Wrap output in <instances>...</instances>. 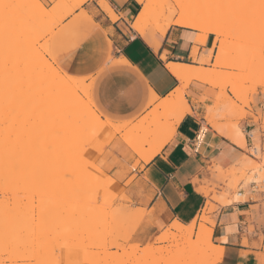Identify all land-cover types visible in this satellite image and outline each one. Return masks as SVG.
<instances>
[{
  "label": "rangeland",
  "instance_id": "374dc122",
  "mask_svg": "<svg viewBox=\"0 0 264 264\" xmlns=\"http://www.w3.org/2000/svg\"><path fill=\"white\" fill-rule=\"evenodd\" d=\"M15 1L16 0H13L14 3H16ZM85 1L31 0L26 4L32 9L35 7L34 11L30 10V14L27 13L24 15L22 21L26 19V16L27 18H30V20L37 21L28 25L25 24V29H20V32H23L19 34L17 33L19 30L15 29L14 24H10L6 28L7 30L4 28L0 29V31L2 30L1 32H3V34L0 32V36H3V38H0V41L3 40V44L0 42V49L2 48L0 51L6 53H2V56L0 55V62H4L1 64V70L6 69L4 66V64H6V72L9 74L7 80H5L7 84H5V82L2 84L0 83V97L3 96L2 99L0 98V105L15 100L20 96L19 93H22L21 90L25 88L23 86V84H25V82H23L24 80L36 78L37 74L41 72L49 73L51 62L56 63L57 68L55 75L57 76V80L54 79L48 83L54 85L55 88L58 86L57 81L60 78L59 76L68 74L77 77L72 73H68L60 66L62 61L59 54L62 50L77 44L78 37L74 42H68V40L75 35V33H72L73 28L80 25L81 22L73 20L71 21L72 23H68L70 26L68 30L58 29L57 26L59 25H55V27L51 26L49 17L40 20L41 17L44 16L41 14V7L47 12L54 11V13H56L55 17L62 22L66 16L73 13L74 10L80 7ZM159 1L160 0H156L155 3L156 5L158 3V7ZM7 2L10 1L8 0ZM73 4H76L75 7H73ZM10 5L12 7V5L15 4L11 3ZM51 5H56L57 7L53 9L51 8ZM156 5L155 8L157 7ZM142 6L143 4H141V8ZM47 12L46 14L48 15ZM0 14L1 17L2 13ZM256 16V26H259L258 10H256ZM3 20L5 19L1 17L0 22ZM134 20L135 18L133 21ZM32 26L41 29L42 32L39 36L44 38L43 50L39 52L38 55L34 51L35 44L32 43L34 46L29 47L28 43L25 42L26 40L23 39L25 38L24 34ZM258 26L256 27L254 40H249L246 36L239 35L231 40L222 41L226 52L220 56L219 65L212 60V57L209 61L204 62V59L208 58L207 56L210 55L209 51L207 55L203 54L199 59H193L199 64L198 67L209 68L213 70L217 76L221 75L216 78L214 85L207 84L210 87L209 93L202 96L200 99L202 102H208L206 111H208L207 114L210 119H208L205 114V123L212 125L215 130L218 127H222L221 129L236 127L243 133L239 124L240 120L248 115L254 116L253 112H248L245 110V107L251 109L253 96L261 91L257 90L252 92V86L254 87L256 84H260L261 78L264 77V74L258 69V67H256V58L259 53L257 54L254 45L257 39L260 38ZM1 58H5V60ZM28 71H30V73H28ZM50 77L51 75L49 73L45 77L36 79L33 82L37 83L41 80L46 82ZM19 80H21V82H19ZM88 83H90V81L88 82L86 80V89H83L82 91V87H78L77 92L84 101L88 102L91 98L95 104L93 82L90 86ZM219 83H221V85ZM3 84H5V88L3 86L1 90V85ZM224 85L227 86L234 96L242 102L241 105L236 103V100L233 99V95H230L228 90L223 89L225 88ZM186 89L187 87H183L179 90V93H172L168 97L170 100L174 99V101L171 100L174 104L168 107L165 111L160 110L159 113L148 116V121L153 120L154 124L157 123V130L163 131L166 135L170 134L172 128H174L175 125L188 113L186 111V106L189 105L187 100L185 102L181 101L180 104L177 103L181 96L180 94L188 93ZM3 90L4 92H2ZM5 90L7 91L5 92ZM87 90L89 93L92 92L89 94ZM46 94V89H44L42 94L40 93L35 97L36 100L35 98L32 99L25 108L21 103L15 105V107L11 109L12 113H10L11 110H9V112L7 111L10 116L8 114L6 116H9L8 118L10 121L5 120L6 116L3 115V112L1 113L2 115L0 114L2 116L0 117V127H2L0 129V139L6 137V134L8 133L9 138H6H8V141H10L9 139L12 141L8 143V141L5 142V140H7L5 139L2 143L0 142V161H4V163L6 161L7 163V176L4 174L1 175L2 178L0 177V188H2L0 189V204H2L0 212L3 211L0 213V225L4 226V228L2 227V230L6 232H2L0 228V240L2 241L0 242V264H218L219 260L215 258L214 254V256L207 257L205 255V257H201V251L207 246L203 241L201 243L199 241L197 246V244L193 245V236L191 238H185L186 236L175 237L173 233L168 230L172 224L158 234L151 242L145 244L132 242V234L138 224L142 221L144 210L133 207L132 202L125 195L123 187L98 165L99 156L95 158L96 153L101 148H105L108 143L106 144L105 142H102L99 150H97L96 147L88 149L81 147L79 156L70 160H58L57 158H54L53 156H55L57 152L69 149V145H66V141L72 139L73 130L68 131V129H66V123L67 120H69L67 117L60 118V122H55L56 117L52 116L49 112H51V109L53 110L56 105L46 103ZM4 99L7 100L6 103L3 102ZM34 100L37 103L34 104ZM81 101L82 100L78 102ZM27 108L28 110H26ZM37 110L44 111L42 119H40V121L38 120L39 122L37 121V123H33V125H26L24 123L25 118L28 117L26 115L39 112ZM24 111H26V113ZM16 113H20V116L18 115L20 119H18L21 121L17 120V116L13 118V115ZM24 113L26 115H24ZM146 114L139 118L135 123L130 121V126L142 125ZM178 114H180L179 120H177ZM102 116L103 115L101 114V117ZM254 118L258 126L252 134L253 144L251 146L245 144V147H243L246 152L245 155H243V158L227 169H223L220 166L210 167L209 171L211 172V178H205L202 181L200 189H208L210 195L207 196V202L209 203L208 208L201 212V214L203 213L201 217L199 215L196 218L197 227L194 234L198 240L200 239L198 234V224L201 223L207 226V223H213L214 219L212 214L217 209V206L214 203L212 205L210 201L218 202L217 199H214L215 196L226 195L228 197H235L240 189H246L247 192L253 190L258 194L264 193V171H262V167H264V113H259L254 116ZM1 120H5L4 123H2ZM70 120H72V118ZM90 120L91 118L88 119L89 123H91ZM209 120H211L212 123ZM11 121L12 123H10ZM18 121L21 125L24 123L26 127L23 128V126L18 125ZM48 123H51L53 126H48ZM34 125L37 129H41L39 135L36 137L37 139L34 140L37 141V144L42 141L41 144H38L42 146L38 147L36 144L37 150L30 153L27 159L20 158L18 162H14L11 157H13L15 152L12 153L10 150L12 151L14 148L13 151H16V149H18L14 147L16 144L19 148L27 145L30 146L32 144L29 141L14 142L12 140V135L16 132L14 128H16V130L18 129V132H22L19 126H21L23 130H26L29 126L31 129ZM40 126H43L42 128L46 127V130H42ZM111 131L112 129L109 132ZM69 132L72 133L70 134ZM67 133L69 135H67ZM243 136L245 139L244 133ZM24 142L27 145H25ZM7 145H10L11 148L10 146L7 147ZM256 145H258V147H255ZM3 150L4 152H2ZM5 150H7L9 154L7 153L6 156L4 155V158L3 154L6 152ZM88 153H94V155H89ZM28 158H30L29 163H27ZM41 158L42 160H40ZM21 159L23 160L21 161ZM24 159H26V161H24ZM93 166L101 173L99 176L91 170ZM4 176L6 177L4 178ZM251 185H254L255 187L251 189ZM20 187L22 189H20ZM12 188L13 190L15 189V191H9V189L11 190ZM18 199L21 200L19 201ZM4 211L6 212L5 214H3ZM13 211H18L21 214V218L18 212H16L18 214H15ZM11 216H13L12 219ZM8 224H12L9 226L10 228H7ZM208 225L213 227L210 224ZM209 229L212 230L211 228ZM20 230H22L21 234ZM22 235L24 239L21 237ZM17 236H20L23 241L21 242ZM211 238L213 246H216L213 241V230ZM13 239H18L17 242L20 241L19 247L18 243ZM13 244H16V246H13ZM167 246H169V248ZM177 246H180L181 249ZM2 247L4 248L2 249ZM185 247H187V249ZM11 248H13V250H11ZM195 250H197L199 255L196 254L197 252ZM186 251L189 252L190 255L189 253L187 254ZM111 252L114 256L108 257L107 260V254ZM191 255L194 256V259ZM173 256L175 258H173Z\"/></svg>",
  "mask_w": 264,
  "mask_h": 264
},
{
  "label": "crops",
  "instance_id": "0c3cea01",
  "mask_svg": "<svg viewBox=\"0 0 264 264\" xmlns=\"http://www.w3.org/2000/svg\"><path fill=\"white\" fill-rule=\"evenodd\" d=\"M102 1L109 3L113 15L103 9ZM140 10L138 0H86L57 26L68 30L69 22H81L73 28L75 35L68 40L74 42L78 37L77 44L59 54L60 66L77 77L96 75L94 101L103 120L135 123L159 100L181 87V80L168 64L198 67L193 60V48H199L197 59L205 54L198 37L193 39L194 31H189L188 27L173 24L161 33L152 26L145 35L141 34L132 26ZM82 51L85 56L80 55ZM117 85L126 90L128 96L124 104L113 106L111 92ZM209 90L205 83L190 82L186 100L188 104L189 100L196 101L189 105L195 111L187 113L175 125L171 139L151 161L139 160L120 134H116L99 155L101 169L123 187L133 207L144 210L143 219L132 234V242H151L175 221L184 226L196 222L208 206L210 192L200 186L205 178H211L209 168L233 166L245 155V144H253L252 134L258 126L254 116L264 113V93L259 91L253 96L251 109L245 107L254 116L248 115L239 122L244 139L236 127L215 130L205 123L208 102L200 99ZM151 91L158 96L154 103H151ZM203 127V139L196 147V137ZM165 149L166 155L161 157ZM236 196H227L230 202L226 204L210 201L217 206L212 214L213 223H207L213 230V241L223 248L222 258L226 255L231 264H264V193L240 189Z\"/></svg>",
  "mask_w": 264,
  "mask_h": 264
},
{
  "label": "bare ground",
  "instance_id": "6f19581e",
  "mask_svg": "<svg viewBox=\"0 0 264 264\" xmlns=\"http://www.w3.org/2000/svg\"><path fill=\"white\" fill-rule=\"evenodd\" d=\"M8 0H0V13H2V18H4L5 20H3L2 22H0V29L4 28L6 29L10 24H14L15 26V29L19 30L17 31V33H22L20 32L21 30L20 29H25L26 25L25 24H31L33 23L34 21H37V20H30V18H27L26 16V19L22 21L23 19V16L26 15L27 13L30 14V10L31 11H34V8L32 9L30 6H28L26 3L31 1V0H16L14 3L13 0H9L10 2H7ZM85 1V0H84ZM141 4H143L140 12L138 13L137 17L135 18L134 22H133V28L136 29L137 31H139L141 34L145 35L147 33V30L150 28V27H154V29H156L157 31L161 32V33H165L167 31V29L172 25V24H176L175 23V20L177 19H182L184 21V23L182 24H179L181 26H184V27H189V22L192 21L195 17H197L198 15H200V10L197 9V8H193V7H190L189 5L192 3V0H160L159 1V7L155 4L156 3V0H138ZM256 2L258 3L259 0H256ZM15 4V5H11L10 4ZM74 5V4H73ZM76 5V4H75ZM75 5L73 7H75ZM155 5L157 6L155 8ZM102 6H103V9L108 11L109 13H111L113 15V10L111 8V6L109 5L108 2L106 1H102ZM71 8V7H70ZM37 9V8H36ZM35 9V10H36ZM51 10V9H50ZM182 12L183 15L182 16H178L176 15L177 12ZM46 10H44V8L41 7V14H43L44 16L41 17L40 20H44L45 17H49L50 18V21H51V26H54L55 25H61V20L60 19H57L55 17L56 13H54V11H48V15L46 14ZM84 12V10L82 11ZM69 13V12H67ZM37 14V13H36ZM46 14V15H45ZM1 15V14H0ZM0 17V19H1ZM8 18V20H7ZM32 18V17H31ZM178 25V24H176ZM17 26V27H16ZM24 26V27H23ZM258 26V25H257ZM256 26V27H257ZM258 29H259V26H258ZM7 30V29H6ZM9 30V28H8ZM2 31V30H1ZM0 31V32H1ZM4 31V30H3ZM6 32V31H5ZM42 32L41 29H39L38 27L36 26H32L29 28V30L24 34L25 38H23L24 40H26L25 42L28 43L29 47H33L34 44V40L33 38L37 35H39L40 33ZM1 34H3V32H1ZM5 34V33H4ZM7 35V34H6ZM239 36V35H238ZM6 37V36H5ZM0 38H3V36ZM259 38V37H258ZM198 40H199V37H198ZM2 42L3 44V40L0 41ZM24 42V41H23ZM26 45V44H25ZM3 46V45H1ZM4 47V46H3ZM6 48V47H5ZM4 48V49H5ZM253 48V47H252ZM254 48L256 49L257 51V54L259 53V55H257L258 57L256 58V67H258V69L264 74V56H262L261 54V44H260V38L257 39V41L255 42V45H254ZM2 49V48H1ZM0 49V50H1ZM198 47L195 46L193 48V58L195 59L196 56H197V53H198ZM7 50V48H6ZM5 50V51H6ZM1 52V51H0ZM7 52V51H6ZM226 52L225 48H224V53ZM2 53L1 52V56H2ZM223 53V54H224ZM232 53V52H231ZM3 54H6L5 52ZM209 56H207L208 58H205L204 59V62H207L209 61V59L212 57L213 53H212V50L210 49L209 51ZM217 55H220V53H217ZM34 57V56H33ZM36 57V55H35ZM6 58V57H5ZM5 58H1V59H4ZM38 58V57H37ZM35 59V58H34ZM1 61V60H0ZM36 62V61H35ZM4 63V62H3ZM0 62V83L2 84L3 82L6 83L5 80H7V77H8V73L6 72L7 71V65L4 64L5 66V70H1L2 69V66L1 64H3ZM7 63V62H6ZM37 63V62H36ZM220 63V62H219ZM34 64V63H33ZM37 65V64H36ZM168 67L169 69L172 71V73L178 78L181 80L182 82V85L181 87H179L175 92H178L179 93V90L182 89L183 87H188V85L190 84L191 81L193 80H196V81H199L201 83H205V84H210V85H214L215 83V80L216 78H218V76L216 75V73L209 69V68H206V67H196V66H191V65H187V64H184V63H171V64H168ZM38 68V67H37ZM56 63L54 62H51V69H50V75L51 77L48 78V80L46 82H51L53 81L54 79H56V75H55V71H56ZM31 71V70H30ZM30 71H28V73H30ZM49 73H46V72H41L39 74H37L36 78H32V79H26L24 80L23 82H25V84H23V86L25 87L23 90H21L22 93H19L20 96L18 98H16L15 100H12V101H9L7 102V100H5L6 96L4 97L5 101L3 100L4 103L6 104H1L0 105V114L3 112V115H9V113H7V111L9 112V110L13 109L15 107V105H18L19 103H21V105L25 108L26 105L28 103H30V101H32V99H34L35 97H37L40 93L42 94V91L44 90V88L42 87V85L45 83L43 82L42 80L41 81H38L37 83L33 82L34 80L36 79H41L43 77H45L47 74ZM39 75V76H38ZM221 76V75H220ZM219 76V77H220ZM259 76V75H258ZM59 80L57 81V84L58 86H56V89L58 91V93H60L62 96L64 97H67V99L71 102V104L67 107H65L64 109H61L57 106H55V108L52 110L51 109V112H49L52 116H55L56 120L55 122L59 121L60 118H66V115H63L62 113L63 112H66V111H72V120H67V123H66V129H68V131H72V139L71 140H67L66 141V145L68 144L69 145V149L68 150H64L62 152H57L55 156H53L54 158H57L58 160H70V159H73L74 157H78L81 150L80 148L82 147V144L80 143L82 141V139L84 137H87V136H90L91 133L93 132V130L95 129L96 125L99 124L101 127H106L108 129H112L111 132H109L106 136V139H105V143H109V141H111L112 138L115 137L116 134H120L121 137L123 138V140L125 141V143L130 147V149L136 153L138 156H139V160H143L144 162H149L151 161L157 154H159V152L162 150L163 146L165 145V143L171 139V134L172 132L174 131L175 127L172 128V130L170 131V134L166 135L165 133H163V131L161 130H157V123H153V120L152 121H148V116L149 115H152V114H156V113H159V111H165L168 107H170L171 105L174 104V102H172L171 100L174 101V99H169L168 97L167 98H164V99H161L159 100L153 107V109H151L149 112H147L146 114V117L144 119V123L140 126H130L131 125V122L130 121H124V122H116V121H113L111 119H106L105 121L102 119L101 117V112L100 110L97 108V106L93 103L92 99L90 98V100L88 102L84 101L79 93L77 92V89L78 87H82L81 90L83 91V89H86V86L87 84H85L86 80H89L90 85H92V82H94L96 80V75H90V76H87V77H75V76H71V75H62V76H59ZM6 78V79H5ZM220 79V78H219ZM220 81V80H219ZM19 82H21V80H19ZM18 82V83H19ZM5 84L1 85V90L4 86L5 88ZM221 85V83H219ZM223 85V84H222ZM225 86V85H224ZM259 84H256L254 87L252 86V92L254 91H257V90H260L259 89ZM221 87V86H220ZM223 87V86H222ZM221 89V88H220ZM225 89V88H223ZM89 90V88H88ZM87 90V91H88ZM185 90V89H184ZM183 90V91H184ZM7 90H5L6 92ZM4 92V90L2 91ZM1 92V93H2ZM92 92V91H91ZM90 92V93H91ZM85 93V92H84ZM83 93V94H84ZM89 93V91H88ZM87 93V94H88ZM89 93V94H90ZM181 93V92H180ZM87 94H86V97H87ZM3 95V94H2ZM1 95V96H2ZM7 95V94H6ZM85 95V94H84ZM92 95V94H91ZM181 96L179 97V100H178V104L182 102H185L186 101V94L183 93V94H180ZM83 96V95H82ZM90 96V95H89ZM151 96H152V100H151V103H154L155 100L158 99V96L155 94L154 91H151ZM174 96V94H173ZM172 96V98H173ZM3 97V96H2ZM2 97H0L2 99ZM1 99H0V102H1ZM177 99V98H176ZM175 99V101H176ZM36 100V98H35ZM34 100V101H35ZM84 101V102H78V101ZM33 101V102H34ZM38 101V100H37ZM40 101V100H39ZM32 102V104H33ZM86 102V103H85ZM37 103L36 101L34 102V104ZM40 105V104H39ZM42 105V104H41ZM44 106V105H42ZM20 107V105H19ZM49 107V106H48ZM17 108V107H16ZM40 108V107H39ZM31 109V108H29ZM28 110V108L26 109ZM22 111V110H21ZM20 111V112H21ZM39 111V112H37ZM35 112L37 113H31V115L29 114H25L26 111H24V115L28 116L25 118V124H32L33 123H37V121L40 119H42V115H43V112L44 111H40V110H37ZM50 111V109H49ZM186 111L189 113L191 112V107L189 105L186 106ZM6 113V114H5ZM10 113H12V110L10 111ZM28 113V111H27ZM46 113V112H45ZM17 114V113H16ZM14 114L13 115V118L15 116H17V120L20 119V117H18V115L20 116V113H18L17 115ZM22 114V113H21ZM2 115V114H1ZM0 115V117H2ZM10 116V115H9ZM8 116V117H9ZM93 118H92V117ZM7 116L5 117V120H9ZM206 117L208 119H210L209 115L207 114ZM12 118V117H11ZM12 118V120H13ZM19 118V119H18ZM54 118V117H52ZM91 118V123L88 122V119ZM68 119V118H67ZM4 120V121H5ZM24 120V119H23ZM53 120V119H51ZM2 121V120H1ZM4 121H2V123H4ZM10 121V120H9ZM8 121V122H9ZM21 121V120H19ZM18 121V122H19ZM38 121V122H39ZM211 123L212 121L209 120ZM14 122V120H13ZM17 122V121H16ZM52 122V121H50ZM60 122V121H59ZM12 123V121L10 122ZM23 123V125L19 124L18 125H21L23 126V128H25V124ZM41 123V122H40ZM1 124V123H0ZM52 124H54L52 122ZM15 125V124H14ZM30 125V126H32ZM36 125V124H35ZM35 125L33 127H31L30 129V126L28 127V129L26 128V130L22 129L21 126L20 129L22 130L21 131H17L16 128H14V130L17 132H15V134L12 135V140L15 142L17 141H29L31 142L30 146L27 145L25 142V145L27 146H22V147H18V146H14L15 148H18L16 149V151H13L14 148L12 149V151L10 150V152H15L13 157H11L13 159L14 162H18L20 160V158H26L28 157V155L30 153H32L33 151H36L37 150V145L40 143H42V141H40L38 144H37V141H35L34 139H37L36 137L39 135L41 129H37L35 127ZM39 125V124H37ZM51 125V123H48V126ZM62 125V124H61ZM174 125V124H173ZM13 126V124H12ZM53 126V125H51ZM38 127V126H37ZM41 127V126H40ZM43 127V126H42ZM41 127V128H42ZM59 127V126H58ZM2 127H0L1 129ZM46 128V127H45ZM45 128H42V130H44ZM50 128V127H49ZM52 128V127H51ZM60 128V127H59ZM48 129V128H47ZM55 129V128H54ZM58 129V128H57ZM65 129V128H63ZM46 130V129H45ZM49 130V129H48ZM176 130V129H175ZM51 131V130H50ZM239 131V130H238ZM1 132V131H0ZM49 133V131H48ZM60 133V132H59ZM62 133V132H61ZM70 133V132H69ZM70 133V134H71ZM174 133V132H173ZM6 134V133H5ZM4 134V136H5ZM67 135H69L67 133ZM66 135V136H67ZM57 136V135H56ZM59 136V135H58ZM3 137V136H2ZM6 137L9 138V135L8 133L6 134ZM6 137H3V139L1 138L0 139V142L2 143V141H4L5 139V142L8 141V138ZM58 138V137H56ZM70 138V136H69ZM39 139V138H38ZM11 141V139H9ZM10 141H8V143H10ZM36 143H35V142ZM12 142V141H11ZM44 143V142H43ZM13 144V143H12ZM37 144V145H36ZM5 145V144H4ZM24 145V144H23ZM44 145V144H43ZM63 145V143H62ZM10 146V145H9ZM7 145V147H9ZM21 146V144H20ZM41 147L42 145H38V147ZM6 147V148H7ZM11 148V146H10ZM36 148V149H35ZM59 148V147H58ZM4 149V148H3ZM65 149V147H64ZM21 150V151H19ZM44 150H47V149H44ZM104 148H101L97 153H96V156L95 158H97L102 152H103ZM6 152L3 154V157L5 158V156L7 155V153L9 154V152H7V150H5ZM4 152V150L2 151ZM50 152V151H49ZM1 153V152H0ZM22 155H21V154ZM40 153V151H39ZM47 154V153H46ZM2 155V154H1ZM5 155V156H4ZM44 155V154H43ZM53 155V154H52ZM12 156V155H11ZM7 157H10V156H7ZM6 157V158H7ZM26 159H24V161H26ZM23 159H21L22 161ZM29 160L30 158H28V162L29 163ZM42 160V158L40 159ZM25 163V162H24ZM40 163V162H39ZM42 163V162H41ZM6 161L4 163L0 161V177L1 175H6ZM16 166V165H15ZM24 166V165H23ZM42 166V165H41ZM8 167V166H7ZM19 168V167H18ZM21 168V167H20ZM9 169V168H8ZM31 169V168H30ZM29 169V170H30ZM27 170V169H26ZM11 172V170H10ZM23 172V171H22ZM28 172V171H27ZM30 172V171H29ZM34 172V171H33ZM18 174V173H16ZM23 174V173H21ZM20 174V175H21ZM31 174V173H30ZM9 175V174H8ZM18 175V176H20ZM37 175V173H36ZM35 175V176H36ZM7 176V175H6ZM4 176V178L6 177ZM11 176V175H10ZM29 176V175H28ZM16 177V176H15ZM2 178V177H1ZM8 181V180H7ZM1 182V181H0ZM3 182H6V181H3ZM7 184V183H5ZM10 185V184H9ZM4 188V187H3ZM15 188V187H14ZM2 189V188H0ZM5 189H6V186H5ZM20 189H22L20 187ZM13 188L9 191L12 192ZM6 191V190H4ZM3 191V192H4ZM8 191V190H7ZM15 191V189L13 190ZM14 193V192H13ZM4 194V193H3ZM235 198H241L239 196H236ZM214 199H217V201L221 204H226L228 202H230V199L227 197V196H215ZM11 200V199H10ZM19 200V199H18ZM21 200V199H20ZM19 200V201H20ZM12 201V200H11ZM1 202V200H0ZM7 202V201H6ZM18 202V201H16ZM22 202V201H21ZM20 202V203H21ZM15 203V202H14ZM6 204V203H5ZM4 204V206H5ZM16 204V203H15ZM209 204V203H208ZM207 204V205H208ZM2 204H0V208H2L1 206ZM9 205V204H7ZM21 205V204H20ZM10 206V205H9ZM18 206V205H17ZM209 206V205H208ZM207 206V208H208ZM6 207V206H5ZM3 210V209H2ZM17 210V209H15ZM9 211V209H8ZM3 212V211H1ZM0 212V213H1ZM14 212V211H13ZM18 212V211H16ZM14 212L15 214H18ZM6 212L4 211L3 214H5ZM10 213V211H9ZM8 213V214H9ZM7 214V215H8ZM14 214V215H15ZM20 214V213H19ZM12 215V213H11ZM2 217H5V216H2ZM13 216H11V219H12ZM8 218V217H7ZM20 218H21V214H20ZM5 219V218H4ZM6 221V220H5ZM17 221V220H16ZM196 221V220H195ZM8 222V220H7ZM11 222V221H10ZM9 222V223H10ZM12 225V224H10ZM8 224V227L7 228H10V226ZM1 226V225H0ZM2 227L4 228V226L2 225L0 228L2 230ZM5 227H6V224H5ZM197 227V224L196 222H193L191 225H188V226H184L182 225L180 222L178 221H175L174 223H172V225L170 226V228H168V230L170 232L173 233V235L175 237L177 236H186L185 238L189 237L191 238L192 236H194V233H195V229ZM23 230V229H22ZM20 230V234H21V231ZM2 232L6 233L5 231L2 230ZM1 232V234H2ZM14 233V231H13ZM16 233V232H15ZM9 234V233H7ZM198 234H199V241L200 243L203 241L206 246V248L204 247L203 250L201 251L202 253V256L201 257H205V255L207 257L209 256H212L213 254L215 255V258L217 260H220L222 259V255H223V248L222 247H216V246H213V243H212V230H210L205 224H199L198 226ZM19 237V238H18ZM23 239V235L21 236ZM21 237L20 236H17L18 239H20V241L22 242L23 240H21ZM16 238V237H15ZM184 238V239H185ZM14 240L16 241V243H18V247H19V242H17V240ZM224 240V239H223ZM9 241V240H8ZM192 241V240H191ZM0 242H2L0 240ZM13 242V241H12ZM11 242V243H12ZM3 244V243H2ZM183 244V243H182ZM193 245H196L193 243ZM3 246V245H2ZM13 246H16V244ZM198 246V244H197ZM195 246V247H197ZM201 246V244H200ZM169 248V246H167ZM178 247V246H177ZM180 247V246H179ZM178 247V248H179ZM184 247V246H182ZM190 247V246H189ZM194 247V246H193ZM4 247H2L3 249ZM16 248V247H15ZM23 248V247H22ZM21 248V249H22ZM167 248V249H168ZM187 249V247H185ZM18 249V248H17ZM176 249V248H175ZM181 249V247H180ZM200 249V247H199ZM11 250H13V248H11ZM177 250V249H176ZM179 250V249H178ZM183 250V249H182ZM185 250V249H184ZM173 251H174V248H173ZM197 252V250H195ZM8 252V251H7ZM187 252V251H186ZM1 253V252H0ZM16 253V252H15ZM20 253V251H19ZM169 253V252H168ZM173 253V252H172ZM189 252H187L188 254ZM178 254V253H177ZM185 254V253H184ZM194 254V253H193ZM197 255L198 252L196 253ZM195 254V255H196ZM13 255V254H12ZM22 255V254H21ZM170 255V254H169ZM172 255V254H171ZM175 255V254H174ZM190 255V253H189ZM213 255V256H214ZM2 256V254H1ZM8 256V255H7ZM11 256V255H10ZM114 254L111 252V253H108L107 254V260H108V257H113ZM193 256V255H191ZM14 257V255H13ZM12 257V258H13ZM17 257V256H16ZM199 257V256H198ZM9 258V257H8ZM20 258V257H19ZM169 258V257H168ZM167 258V259H168ZM173 258H175L173 256ZM22 259V258H20ZM193 259H194V256H193Z\"/></svg>",
  "mask_w": 264,
  "mask_h": 264
},
{
  "label": "snow or ice",
  "instance_id": "6c2138e0",
  "mask_svg": "<svg viewBox=\"0 0 264 264\" xmlns=\"http://www.w3.org/2000/svg\"><path fill=\"white\" fill-rule=\"evenodd\" d=\"M190 7L197 8L200 10V15L195 17L189 22V31H194L193 39L199 37L200 44L203 45V50L205 54L208 50H212V60L218 65L220 62V53H224V44L222 41L231 40L238 35H244L249 40H254L256 35V23L257 16L256 10L259 11V37L261 44V54L264 56V0H192ZM56 5H51V8H56ZM127 7V5H124ZM178 16H182V12H177ZM176 24H182L184 21L182 19L175 20ZM35 44V53L38 55L39 52L43 50L44 38L39 35L33 38ZM215 42V45H214ZM163 52L164 49H161ZM81 56H85L82 51ZM79 59V57H78ZM42 87L46 89V103L56 105L57 107L64 109L69 106L71 102L67 97L62 96L58 93L57 89L51 83L45 82ZM259 89L264 92V77L261 78V83L259 84ZM225 90L229 91L230 95H233V99L236 100L238 105L242 102L234 96L230 89L225 86ZM128 93L126 90L120 88V86H114L111 92V103L113 106L122 105L126 102ZM195 100H189V105H194ZM195 111V109H192ZM66 115L68 119L72 118V111H66L62 113ZM180 119V114L177 115V120ZM110 129L106 127H101L99 124L96 125L95 129L90 136L84 137L80 142L84 149L91 147H96L99 150L101 143L105 141L107 134ZM176 138H180V133L177 131ZM171 145H169L170 147ZM167 149L161 152V157L166 155ZM89 155H94V153H88ZM97 176L101 173L93 168L91 169ZM264 171V167H262ZM99 203V201H98ZM195 244L199 243L198 238L194 235L192 237ZM218 264H231L224 255L222 259L219 260Z\"/></svg>",
  "mask_w": 264,
  "mask_h": 264
},
{
  "label": "built area",
  "instance_id": "2783aa9c",
  "mask_svg": "<svg viewBox=\"0 0 264 264\" xmlns=\"http://www.w3.org/2000/svg\"><path fill=\"white\" fill-rule=\"evenodd\" d=\"M204 133H205V127H203V129L200 130V132L198 133L197 137H196V147L199 146L200 142L202 141L203 139V136H204Z\"/></svg>",
  "mask_w": 264,
  "mask_h": 264
}]
</instances>
